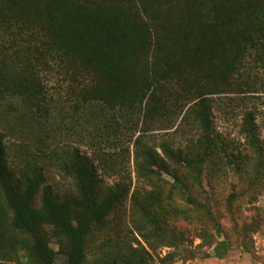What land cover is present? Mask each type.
<instances>
[{
    "label": "trees",
    "instance_id": "obj_1",
    "mask_svg": "<svg viewBox=\"0 0 264 264\" xmlns=\"http://www.w3.org/2000/svg\"><path fill=\"white\" fill-rule=\"evenodd\" d=\"M53 69L76 85L82 110L99 105L133 120L135 183L129 148L96 151L97 165L72 148L54 159L71 193H56L33 160L53 148L21 141L12 153L0 130V264H151L160 248L172 249L157 255L160 264L198 254L223 260L232 236L251 252L260 217L242 220L240 201L252 204L264 188V141L246 111V163L238 152L227 165L250 180L211 183L222 175L212 97L264 86V0H0V108L17 101L47 116L43 73ZM176 118L196 139L183 148L160 143L161 153L142 140ZM193 239L200 244L191 250Z\"/></svg>",
    "mask_w": 264,
    "mask_h": 264
},
{
    "label": "rangeland",
    "instance_id": "obj_2",
    "mask_svg": "<svg viewBox=\"0 0 264 264\" xmlns=\"http://www.w3.org/2000/svg\"><path fill=\"white\" fill-rule=\"evenodd\" d=\"M43 83L45 86L48 114L36 115L30 110L20 107L17 101L12 102L14 108L6 105L0 108V130L7 133L6 143L12 153H17L18 144L21 141L31 143L32 149L44 150V147L53 148L54 152L47 154V159L33 158L38 163L45 166L44 174H46V185H50L56 193H71V181L69 178H61L58 170L54 165L56 155H60L62 150L78 149L82 154L86 155L91 161L97 165L95 161L96 151H104L105 153H117L120 147L129 148L131 178L135 183V174L133 171L132 145L129 138L133 132L131 122L127 123L125 116L104 109L99 105H91L82 110L75 100V93L71 90L76 87L74 83L61 73L60 70L53 69L43 73ZM173 85V84H172ZM175 86V85H174ZM172 86L173 88H175ZM169 86H166V89ZM177 88V87H176ZM175 88V89H176ZM213 119L211 134L217 142L216 154L220 160L219 168H222V175L216 178V182L226 183L227 189L231 184L247 183L250 176L238 173V166L227 165V157L248 154V147L244 141L242 134L243 117L246 111L255 113L254 123L257 128V134L260 140L264 141V86L259 94L242 95L238 97V90L231 95L213 96ZM230 99V100H229ZM136 120V119H135ZM36 121H40L37 124ZM130 128L125 130V128ZM196 133L192 124L181 123L179 118L169 126L159 127L153 125L150 130L142 135V140L147 145H154L159 151L160 143H167L173 148H183L191 139H196ZM108 141V143L106 142ZM42 146L41 148H35ZM48 148L44 150L47 152ZM52 159V160H50ZM167 163H170L167 160ZM243 163H246V159ZM244 167V165H243ZM245 168V167H244ZM248 171L247 168L244 170ZM99 173H101L99 171ZM157 176H162L166 181L171 179L160 172L154 171ZM103 183L111 185L118 181L117 177H105L101 175ZM202 183H208L204 179ZM229 190L226 191V193ZM179 201L180 199L177 198ZM181 202V201H180ZM183 203V201H182ZM253 215L260 217L261 228L252 234L250 240L251 252L247 253L238 246L231 238L232 250H230L223 260L215 258L204 259L201 255H197L193 259H187L183 256L178 257L173 264H264V188L258 193V197L252 204L247 200L240 201V217L242 220L252 217ZM227 222L223 224L229 231L231 225ZM178 229L185 233L190 232V227L184 222L178 223ZM230 231L228 235L232 233ZM200 244L197 239L187 243L186 247L195 249ZM56 249V247H54ZM206 251V248H202ZM172 249L160 248L157 250L154 261L151 264H160L157 255L164 257L170 253ZM60 258H58V262Z\"/></svg>",
    "mask_w": 264,
    "mask_h": 264
}]
</instances>
